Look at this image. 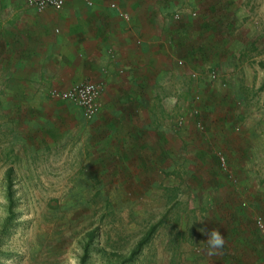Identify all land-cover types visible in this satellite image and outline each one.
I'll return each instance as SVG.
<instances>
[{"label":"rangeland","instance_id":"obj_1","mask_svg":"<svg viewBox=\"0 0 264 264\" xmlns=\"http://www.w3.org/2000/svg\"><path fill=\"white\" fill-rule=\"evenodd\" d=\"M173 1L188 9L190 23L201 22L198 11L206 3ZM219 1L222 13L183 68L188 88L179 103L191 106L203 126L193 125L195 132L206 133L209 115L213 125L225 124L224 135L244 148L250 167L238 160V168L231 167L217 151L224 177L219 194L162 191L156 187L160 178L151 174H116L129 170H116L112 166L121 161L86 151L94 140L91 120L77 105L33 88L16 89V81L2 79L0 63V264H207L204 240L215 232L227 245L218 264H264V241L254 222L256 214L264 216V0ZM178 9L168 17L177 20ZM210 197L217 205L197 206L195 200ZM225 197L233 206H222Z\"/></svg>","mask_w":264,"mask_h":264},{"label":"crops","instance_id":"obj_2","mask_svg":"<svg viewBox=\"0 0 264 264\" xmlns=\"http://www.w3.org/2000/svg\"><path fill=\"white\" fill-rule=\"evenodd\" d=\"M173 2L66 0L61 9L37 10L25 0H0L2 79L40 95L80 81L100 84L99 112L87 126L94 139L86 143L87 152L121 161L112 167L129 170L116 174L159 177L156 187L162 191L219 194L224 177L217 151L227 155L231 167L238 168L234 160L245 162L243 168L251 161L224 135L225 124L213 125L209 115L206 133H197L198 117L191 106H180L188 88L183 68L198 55L204 28L190 23L188 9ZM173 9L183 11L181 19L168 17ZM185 116L189 120L179 125L177 119ZM211 197L195 200L197 206L217 205ZM226 199L222 206H233Z\"/></svg>","mask_w":264,"mask_h":264},{"label":"built area","instance_id":"obj_3","mask_svg":"<svg viewBox=\"0 0 264 264\" xmlns=\"http://www.w3.org/2000/svg\"><path fill=\"white\" fill-rule=\"evenodd\" d=\"M65 1L66 0H25L28 6L37 10H43L46 8L61 9L64 6ZM87 2L91 3V1ZM112 6H116V4L112 3ZM122 15L125 18H129L128 13L122 12ZM179 16L180 12L178 11L175 13V18H179ZM177 63L179 65H184L185 61L183 59H178ZM197 74L196 70L191 72L193 77H196ZM209 77L211 79L216 78V72L214 70L209 72ZM50 93L53 97L61 100H67L77 105L81 108L83 116L88 120L93 119L99 112L98 98L101 93V85L96 82H75L63 89H53ZM197 127L199 129L203 128L199 121L197 122ZM220 160L221 165L226 169V158L221 156ZM254 222L261 238L264 241V216L262 214H256L254 216Z\"/></svg>","mask_w":264,"mask_h":264},{"label":"trees","instance_id":"obj_4","mask_svg":"<svg viewBox=\"0 0 264 264\" xmlns=\"http://www.w3.org/2000/svg\"><path fill=\"white\" fill-rule=\"evenodd\" d=\"M202 3H206V6L204 7L205 9L198 11L200 14L198 19L201 22L197 23V25L198 24L201 25L204 28L203 30H206V29L210 30L211 29L210 27L214 22L213 19L216 16V13L221 12L220 10L222 9V7L220 6L219 0H202ZM193 24H196V23H193ZM149 237L150 235L148 233L140 240L136 248L132 251V254H131L132 257L135 256L139 252L141 247L148 241Z\"/></svg>","mask_w":264,"mask_h":264},{"label":"clouds","instance_id":"obj_5","mask_svg":"<svg viewBox=\"0 0 264 264\" xmlns=\"http://www.w3.org/2000/svg\"><path fill=\"white\" fill-rule=\"evenodd\" d=\"M200 230L202 232H206V229L204 228H201ZM204 241H206L207 248V264H218L219 261H223L227 245L225 240L221 237L220 233H212L208 235V238Z\"/></svg>","mask_w":264,"mask_h":264}]
</instances>
